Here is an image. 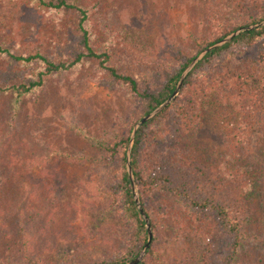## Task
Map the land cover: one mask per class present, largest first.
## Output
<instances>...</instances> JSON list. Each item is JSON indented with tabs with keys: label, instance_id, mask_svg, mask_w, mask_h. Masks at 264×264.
<instances>
[{
	"label": "rangeland",
	"instance_id": "obj_1",
	"mask_svg": "<svg viewBox=\"0 0 264 264\" xmlns=\"http://www.w3.org/2000/svg\"><path fill=\"white\" fill-rule=\"evenodd\" d=\"M65 1L87 13L93 50L107 53L106 66L132 76L139 92L154 89L163 70L177 68L204 42L264 10V0ZM79 19L77 12L37 0H0V45L15 56L39 53L68 64L83 53ZM261 47L257 41L233 51L215 61L209 75L193 78L177 106L149 126L141 156L146 181L156 174L175 183L176 163H199L227 182L219 196L238 189L242 246L232 264H264V117H256V100L241 94L234 76ZM254 68L246 89L255 96L264 87V63ZM43 71L39 61L16 62L0 53V263L98 264L123 256L131 223L114 190L121 167L102 146L131 137L143 118L139 99L94 59L45 78L23 99L8 90ZM133 179L150 216L153 253L144 255L145 264H225L232 237L211 214L160 185L142 187Z\"/></svg>",
	"mask_w": 264,
	"mask_h": 264
},
{
	"label": "trees",
	"instance_id": "obj_2",
	"mask_svg": "<svg viewBox=\"0 0 264 264\" xmlns=\"http://www.w3.org/2000/svg\"><path fill=\"white\" fill-rule=\"evenodd\" d=\"M37 1L43 7H49L55 10L62 9L66 11L77 12L80 15L78 29L81 33L83 53L78 54L76 58L68 64H65L63 62L54 63L49 62L39 53L28 55L25 57L22 55L15 56L0 45V53L6 54L9 58L16 62L31 63L39 61L44 66V71L38 74V79L36 81L10 87L8 90L13 92L17 99H23L32 92L41 88L44 85L45 78L55 73L67 71L79 64L83 59L99 60L100 66L109 73V75L115 82L126 86V88L139 99L140 118L149 115L173 94L182 73L188 68L192 61L198 57L202 50L209 48L210 46L223 40L228 35L240 29L242 26H251L264 21L263 10L262 12H259V15L253 16L247 22H244L240 26L234 27L231 30H227L223 35L215 38L212 41L204 42L200 46L199 51L195 53V55L191 57H184L177 68L173 69L170 72L163 70L161 72L160 78H158L156 82L154 89H148L139 92L138 83L132 76L122 75L118 73L114 68L106 66V63L108 61L107 53L97 54L93 50L90 44L89 32L84 27V22H86L87 20V13L83 9L65 0H50L48 2L45 0ZM257 41H260L262 43L264 42V26L259 29L241 32L237 36L233 37L229 43L206 53L204 57L200 59L188 73L181 88L182 92H180L174 103L165 108L157 117L139 127V129L135 133L134 142L131 149L130 165L132 167L135 180L138 184H140L142 187H153L160 185L164 190L173 192L175 196L186 200L189 203L191 209H197L199 210V212L203 211L206 214H211L216 219L215 221L222 229V231L228 236L232 237L231 243L228 244L229 247L227 254L223 258L225 264L233 263V260L235 259V256L239 251V248H241L240 246H242V233L239 225H237L238 223L236 222L235 217L236 212L239 211L241 207V202L238 201V189L235 191V194L233 196H230V194L227 197L219 196L221 195V189L223 187L225 193L226 191H228V188L225 187L228 185L226 184L227 182L222 179L220 174H214L213 172L207 170L205 166L199 163H190V165H181L180 163H176L175 167L179 174V177L177 178V181H175V183H173L172 177L156 174H154L150 180L146 181L144 180L142 175L141 156L149 126L154 121H157V119H159L160 117L163 118L164 115H166L167 111L177 106V102L181 99L183 91L188 85L191 84L193 78L203 76L205 77L209 75V73L211 72L212 64L215 61L222 60L225 56L233 51H243L246 48H252L256 45ZM258 52L259 53L257 54V59H255V61H251L250 65H246L240 68L234 76L237 80L239 91L241 92V94L243 93L247 99L249 98V100H256V102H252V108L255 107L258 112L256 113V117L261 118L264 117V107H262L264 106V87L262 89L257 88V92L254 93L255 96L251 95L248 92V89H246L248 80L250 78H254L256 74L255 71L257 70V68H254L255 64L258 66L264 63L263 47H261ZM233 91L235 92V90ZM179 111L182 110L179 109ZM129 139L130 137L128 136L126 139H122L114 145H108L105 147L102 146L103 150H105L107 153H110L111 155H114L117 158V162L121 167V171L118 176L119 179L117 178L118 181L116 182L114 190H116L119 198L122 201L121 213L126 217V220L131 223L129 251L123 256L114 257L109 261H102L98 264H125L126 262L133 261L138 257L139 251L142 246L146 244L147 230L145 227V222L144 220H142L141 215L136 208V203L134 201L131 190V181L125 167L126 149L129 143ZM171 185H175V187H171ZM233 198H235L234 201H232ZM0 200H2L1 196ZM241 201H243V199ZM143 211L146 214L147 218H149L150 216L148 212L146 210ZM21 230L23 229L20 228L19 233H21L20 235L23 238L25 231ZM141 242H143V245H140ZM139 245L140 247L137 248ZM22 246L24 249H27V243H24ZM152 253L153 245H150L147 254L151 255ZM29 261L30 264H36L35 261L31 258H29ZM139 264H145V260L143 259Z\"/></svg>",
	"mask_w": 264,
	"mask_h": 264
},
{
	"label": "water",
	"instance_id": "obj_3",
	"mask_svg": "<svg viewBox=\"0 0 264 264\" xmlns=\"http://www.w3.org/2000/svg\"><path fill=\"white\" fill-rule=\"evenodd\" d=\"M263 26H264V23L258 24V25H254V26H251V27H246V28H243V29H239L235 33H232L231 35L227 36L223 40L217 42L216 44L210 46L209 48H207L203 52H201L198 55V57L196 59H194L192 61V63L188 66V68L182 73V75L180 77V80L178 81L176 89L174 90L173 94L164 103H162L159 107H157L153 112H151L149 115L143 117L139 121V123L134 127V130H133V132L131 134V137H130V140H129L128 149H127V172H128V175H129V178H130V181H131L132 190H133V197H134L135 203H136V205L138 207V211H139L140 215L142 216V218H143V220L145 222V227H146V230H147L148 240H147V243L144 245V248H143L142 252L138 255V257L136 259H134L133 261H130V262L126 263V264H139V263H141V261L144 258V255L147 253L148 249L150 248L151 241H152V234H151V230H150L149 220H148L146 214L144 213L143 209L140 207L139 200L136 198V195H135V182H134V179H133L132 167L130 165L131 149H132V145H133V142H134V137H135L136 131L139 129L140 126H142L143 124L148 122L150 119H152L153 117L158 115L163 109H165L167 106H169L172 103V101H174V99L179 94V91L181 90L183 82L186 79L188 73L192 70L194 65L200 59H202L204 57V55L206 53L212 51L213 49L219 48V47L229 43L233 37L237 36L241 32L254 30V29H257V28H260V27H263Z\"/></svg>",
	"mask_w": 264,
	"mask_h": 264
}]
</instances>
